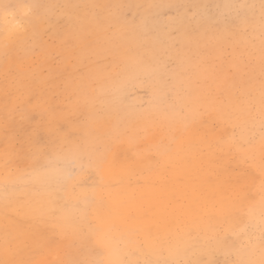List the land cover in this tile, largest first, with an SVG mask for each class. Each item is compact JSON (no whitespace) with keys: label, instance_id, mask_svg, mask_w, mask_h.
I'll list each match as a JSON object with an SVG mask.
<instances>
[{"label":"bare ground","instance_id":"bare-ground-1","mask_svg":"<svg viewBox=\"0 0 264 264\" xmlns=\"http://www.w3.org/2000/svg\"><path fill=\"white\" fill-rule=\"evenodd\" d=\"M253 2L249 0V4ZM229 5L230 10H235L238 2L233 0ZM71 11L73 12V9ZM44 16L51 20L57 18L53 17V6L45 11ZM261 16L262 7L258 8L253 20L259 26ZM63 21L65 24L66 19ZM67 22L70 23V20L67 19ZM49 25L46 31L50 34L54 33L55 28H50ZM66 25V28H69L68 33H72L74 26ZM4 30L5 21L0 14V57L2 58L0 59V69L2 68L0 72V246L3 243L7 223L9 232L18 235L22 246L26 247L25 258L32 260L34 264H70L84 260L106 264L110 259L123 257L129 240L136 238L130 235L136 225L116 211L115 204L89 207L83 197H80L79 202L74 199L59 200L56 202L55 214H51L49 201L55 198L64 182L65 170H79L82 166L87 169L90 161L95 160L99 155L94 151L97 147H111L118 158L117 168L123 165L135 171L136 175L132 178L133 185L137 179H140L142 184L155 179L154 174L148 169L155 167V161L158 159L155 152L162 135L159 131H152L153 124H158L165 132L188 127L184 155L193 161L192 167L186 173H182L185 176L184 184L175 188L185 207L192 209V217L187 224L182 221L175 226L173 234L169 236L170 246L178 253L174 258L181 261L189 258L185 256V250H188L189 253H195L197 257L204 259L209 258L211 254L218 264H223L225 260L223 250L215 251L213 238L227 234L230 241H236V236L239 235L251 237L256 242V250L250 254L238 252L239 242L236 241V244L228 249V259L259 261L258 241L264 228V191L261 188L259 154L257 152L254 159H245L230 151V145L234 142L248 138H253L255 147L259 148L262 127L258 111V94L256 95L257 110L251 113L248 111L247 85L243 90L238 88L236 92L233 90L232 97L227 93L230 86H225L217 96H203L195 105L196 95H191L186 84L178 79L168 83L157 69L147 68L145 62L132 64L130 51L125 50L124 45L122 46L115 36L107 32L108 35L105 37L106 33L95 35L93 43L89 42L92 46L87 48L88 41L83 42L84 45L80 42V47L78 46L74 51L79 65L82 66L83 60L86 59L83 55H86L88 50V55H92L93 58V67L88 66L91 69L88 67V70L84 69L76 85L71 84L73 82L70 81L65 83L66 89L77 98L74 106L77 102L82 106H89L85 108L83 115L85 122L79 124L78 128L75 126L78 124H72L79 115L74 110V106L69 119L70 128L76 131L79 139L72 137L73 141L79 144L80 152L61 149L60 141L53 147L41 145L38 147L47 148L49 151L46 167L35 171L30 167L21 166L22 170H17L14 164H6L8 157L5 153H12V145L16 147L17 144L19 145L16 150L22 146L27 149L29 138L20 135L19 132L22 129L20 121L28 120V113L14 109L16 105L13 101L23 96L29 97L31 93L29 94L26 86L29 78H21V75L20 77L19 74L14 75L10 70L13 65L20 63V67L21 65L26 67L28 64V61L19 62L16 53L20 60H24L29 52H32L33 46L39 44L36 43L37 38L29 40L10 56H5L2 43ZM61 32L64 33V30ZM83 32L86 33V30L84 29ZM60 40L63 39L60 37ZM70 40H73V36ZM60 48L66 50L64 47ZM125 51L128 52L129 58ZM101 56L108 57L110 61L103 63ZM114 64L124 67L122 73L119 72L117 76H106V70L109 75L108 68ZM61 65L65 66L64 63ZM73 74L69 75L75 79ZM92 80L96 87L89 91ZM225 83L231 85L228 81ZM43 84L50 85V78H45ZM19 90L18 97L16 93ZM138 91H142L144 95L139 96ZM187 100L189 104L184 103ZM6 101L11 105H4L3 102ZM191 101L194 102L190 103ZM42 108L45 109L46 106L41 105L40 113L46 111ZM89 111L92 113V118H88ZM96 112L103 114L102 121L96 118ZM6 121L9 124L8 133L5 132L4 127ZM87 131H90V134H85ZM164 143L166 144L167 140ZM14 158L13 155L12 159ZM81 178L86 180L89 186L96 179L94 174L83 175ZM169 190H172L171 185ZM35 191L43 195H35ZM150 192L148 188L125 187L124 190L125 196L134 197L137 203L141 202V193L147 196ZM6 201L12 205L8 210L10 221L5 220ZM222 204L235 205L233 213L227 216L221 215L218 210ZM65 218L74 221L73 228L61 227L65 223ZM152 227L154 232L159 230L161 234L167 231L164 226H157L155 221H152ZM188 232L191 233L190 236L187 235ZM0 258H3L2 251ZM151 258L169 257L168 252L165 251L163 256Z\"/></svg>","mask_w":264,"mask_h":264},{"label":"rangeland","instance_id":"rangeland-1","mask_svg":"<svg viewBox=\"0 0 264 264\" xmlns=\"http://www.w3.org/2000/svg\"><path fill=\"white\" fill-rule=\"evenodd\" d=\"M23 1L41 5L40 12L43 15L50 6H53V17H57L52 19V25H49L50 28L54 27L56 32L48 33L46 31L48 25H43L41 26L43 34L36 40V43L51 53V56L45 59L39 54L29 52L27 58L20 60L16 53L15 56L19 62L28 61V64L26 67L23 65L20 67V63L16 64L10 70L14 75L19 74V77L21 75V78H29L26 86L31 95L18 98L19 90L16 93L18 99L13 103L16 105L14 109L28 113V120L20 121L22 129L19 134L31 137L36 146L53 147L65 136L77 137L76 131L70 128L69 123L74 101L77 98L66 89L65 83L70 81L73 82L71 84L76 85L84 69L88 66L92 68L94 65L88 50L86 55H83L86 59L83 60L82 66L79 65L76 52L74 53L79 43L84 45L83 42L88 41L86 43L88 48L92 46L90 43L95 40V35L99 36L106 32L115 36L121 42L120 44L124 45L125 50L130 51L132 64L145 62L147 68L157 69L168 83L178 79L186 84L191 95H196L195 105L203 96H217L225 86H230L227 93L231 97L233 90L234 92L237 88L243 90L247 85L248 74L253 68L256 78V95L258 94L261 33L260 26L253 20L258 8L262 7V0H253L252 4H249V0H235L238 2L235 10L229 9V4L233 0ZM1 2H17V0H1ZM64 19H66L65 24ZM66 24L74 26L72 30L74 28L76 31L79 30L80 32H77L79 34L74 32L75 30L68 33L69 28H66ZM81 27L86 30V33ZM63 30L64 33L61 32ZM107 33L104 37L108 35ZM71 35L73 40H70ZM60 37L63 40H60ZM68 50L69 54H67ZM127 51L125 54L128 57ZM249 53L255 54L252 67H249L248 63ZM101 57H103V63L110 61L106 56ZM0 59L2 60L1 57ZM63 63L64 67L61 65ZM74 65L78 66L74 67ZM123 69V66L114 64L108 68L109 75L107 70L105 75L117 76ZM71 73H74L75 79L71 78L69 75ZM154 73L156 74V71ZM46 74L50 76L45 77ZM45 78H50V85L43 84ZM225 81L230 82L231 85H227ZM80 82L84 81L80 80ZM240 83H242L241 86H239ZM90 84L89 91L94 90L96 84L93 80ZM138 92L139 96L144 95L142 91ZM184 103L189 104L188 100ZM3 104L11 105L8 101ZM41 105L46 106L45 112L40 113ZM45 109L42 108V110ZM84 122L83 115L79 114L72 124H78L75 125L78 128L79 124ZM77 140H79L78 137Z\"/></svg>","mask_w":264,"mask_h":264},{"label":"snow or ice","instance_id":"snow-or-ice-1","mask_svg":"<svg viewBox=\"0 0 264 264\" xmlns=\"http://www.w3.org/2000/svg\"><path fill=\"white\" fill-rule=\"evenodd\" d=\"M42 6L36 3H25L22 0L17 2L0 3V14L5 21V30L3 35V48L5 56H10L21 45L29 40H35L41 36V26L51 24V18L44 16L40 12ZM11 25V27H8ZM260 48H259V87H258V111L261 119L262 135L259 142V148L254 145L253 138L241 139L239 142H234L230 145V151L239 154L245 159H254L255 155L259 154L260 169L259 173L262 178L261 188L264 191V0H262V16L260 21ZM34 54H39L45 59L51 56V53L45 51L41 46L34 45L32 48ZM255 54L249 53V67H252ZM247 81V104L249 113L257 110L256 99V78L254 68L248 74ZM88 105H81L77 102L74 110L80 114H85V108ZM96 118L100 121L104 119L103 114L96 112ZM88 118H92L91 111L88 112ZM5 132H9V124L5 122ZM153 132L159 131L162 139L157 145L155 152L158 158L155 161V167H150L149 172L156 177L150 182L141 183L137 179L135 185L132 183V178L136 175L133 169L120 165L117 168V156L112 151L111 147L94 149L99 153L95 160L90 161L88 168L83 166L77 169H69L64 172V182L61 184L54 199H50V213L55 214L56 202L59 200H76L79 202L80 197L84 198V202L89 206H105L115 204V210L136 225L130 235L136 237L129 240L128 246L123 252V258L118 256L115 259H110L106 264H218L209 254V258L204 259L197 257L195 253H189L185 250V256L189 258L183 261L174 258L178 255L170 246L169 236L173 234L175 226L182 221L186 224L192 217V209L185 207L181 198L176 194L175 188L184 184L186 173L193 165V161L186 158L185 153V138L188 135L189 129L187 126L177 129H171L167 132L158 125L153 124ZM90 134V131L85 132ZM167 140L165 144L164 141ZM28 147L25 149L22 146L19 150L12 145L13 152H6V164L12 163L17 170H22L21 166H27L35 171H40L46 167L49 161V151L47 148L38 147L29 137L27 141ZM59 147L67 148L69 151L80 152L79 144L73 141L71 136H65L61 139ZM191 147V145H189ZM14 155V159L12 156ZM172 173V175H169ZM94 174L96 179L92 185H88L86 180L82 179L83 175ZM107 174V175H106ZM142 175V173H141ZM172 190H169V186ZM125 187L127 188H148L151 190L149 195L141 193L139 203L135 198H127L124 194ZM35 195H43L39 191L34 192ZM49 195H51L49 193ZM12 207L11 203L5 202V220L10 221L8 210ZM235 209L233 204H222L218 210L221 215H231ZM152 221H155L157 226H164L167 231L161 234L159 230L153 231ZM194 222V221H193ZM63 229L73 228L74 221L65 218ZM187 235H191L190 232ZM215 251L223 250L225 260L223 264H264V228L261 230L259 237V261L253 259H239L236 261L228 259L229 251L236 241L239 242L238 252L254 253L256 250V242L251 237L236 236V241H230L228 235L214 237ZM212 243V241H210ZM3 258H0V264H34L32 260L26 259V247L22 246L18 235L9 232L8 225H5V235L2 246H0ZM167 251L169 258H151L152 256L161 257ZM203 256V252L201 254ZM143 257V259H140ZM70 264H103V262H90L87 260L70 262Z\"/></svg>","mask_w":264,"mask_h":264}]
</instances>
